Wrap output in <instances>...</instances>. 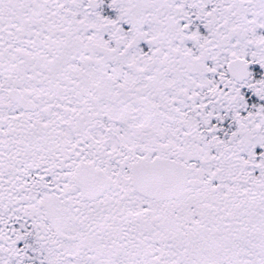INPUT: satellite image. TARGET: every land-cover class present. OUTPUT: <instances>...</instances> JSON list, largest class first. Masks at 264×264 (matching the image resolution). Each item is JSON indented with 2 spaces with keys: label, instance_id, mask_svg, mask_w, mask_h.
Segmentation results:
<instances>
[{
  "label": "snow or ice",
  "instance_id": "1",
  "mask_svg": "<svg viewBox=\"0 0 264 264\" xmlns=\"http://www.w3.org/2000/svg\"><path fill=\"white\" fill-rule=\"evenodd\" d=\"M0 264H264V0H0Z\"/></svg>",
  "mask_w": 264,
  "mask_h": 264
}]
</instances>
